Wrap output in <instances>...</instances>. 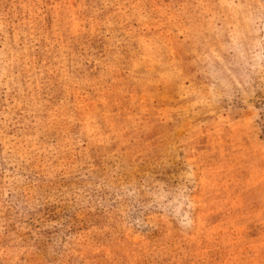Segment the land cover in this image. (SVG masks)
<instances>
[{
  "label": "rangeland",
  "instance_id": "374dc122",
  "mask_svg": "<svg viewBox=\"0 0 264 264\" xmlns=\"http://www.w3.org/2000/svg\"><path fill=\"white\" fill-rule=\"evenodd\" d=\"M0 264H264V0H0Z\"/></svg>",
  "mask_w": 264,
  "mask_h": 264
}]
</instances>
